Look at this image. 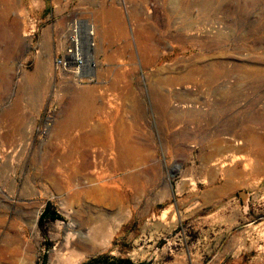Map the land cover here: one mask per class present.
I'll return each instance as SVG.
<instances>
[{"label": "rangeland", "instance_id": "1", "mask_svg": "<svg viewBox=\"0 0 264 264\" xmlns=\"http://www.w3.org/2000/svg\"><path fill=\"white\" fill-rule=\"evenodd\" d=\"M73 19L98 30L94 80L73 85L96 89L99 122L131 120L111 137L137 153L77 198L48 179L84 169L55 131ZM0 190V264L67 259L68 235L99 217L109 237L64 264H264V0H0Z\"/></svg>", "mask_w": 264, "mask_h": 264}, {"label": "bare ground", "instance_id": "2", "mask_svg": "<svg viewBox=\"0 0 264 264\" xmlns=\"http://www.w3.org/2000/svg\"><path fill=\"white\" fill-rule=\"evenodd\" d=\"M155 11H156V9H155ZM81 24H82L84 30L85 29L87 30L88 29V26L90 25L89 23H86L84 21ZM93 26H94V29H95L96 34H97V32H98L97 25L93 24ZM99 33H100V31H99ZM94 52L96 53L97 50L95 51L94 49H90V51H88L86 53V60H87V64L88 65L95 58L94 57ZM92 74H93V71H92ZM190 89H192V86L191 87L188 86L186 88V90H190ZM92 138H94V137H92ZM94 139H96V138H94ZM235 139H237V138H235ZM249 141L250 140H248V142ZM255 141H257V140H255ZM113 143H114L113 140H111V143L110 142L109 143H106L101 148H98V149H102V150L101 151L99 150L100 152L99 153H96L95 155H93L90 152L91 150H88L86 152V150H85L84 147H83L84 148L83 150H77L74 147H72L73 149L71 148L72 150H70V153L69 154L67 153L68 155L64 156L65 157V160L67 159L68 161L71 162L72 159L73 160L76 159V158H74L75 155H79L77 157L80 158V154H81V157H82V160H83V163H84V165H83L84 167L83 168L85 169V170L82 169V171H84V173L82 171H79L78 170V168L80 167V166L79 167L77 166L78 165L77 164L78 162L77 163L75 162L76 165L73 164L74 162H72V164H70L71 167L69 165H67L70 168L68 170L64 171V172H66V175H64V174H61V176H58L56 174H54L52 176L49 175V178H48L49 181L52 183V185L54 186V188H57V189H60V190L63 189L65 191L67 190V191H69V193H70V191H72L73 192V196L76 197V198L78 196H80L81 194H86V195L87 194H90V196H96L95 194H97L98 191H102V192L104 191L105 192V190H107L106 189L107 187L109 188L110 186L116 185L115 184L116 181L115 182L114 181H112V182L109 181V182H106V183H103V184H99L103 179H106L104 173L106 171H111L112 172V171H114L116 169H119V170L120 169L121 170L125 169L126 166H128V164H129L128 160L130 158V155L131 156H134V155L137 154L136 152H134V150L132 152H130L129 149L126 148L125 146L115 147L113 145ZM242 143L243 142H240V141H237V142H234V143L228 142L227 143V146H228L227 148H231L232 147V148H234L235 150H238V151H246V150L250 149L249 144L247 145V144H244L243 143L244 144L243 145ZM256 143H258V142H256ZM258 144H260V143H258ZM54 148H55V146H54ZM80 149H81V147H80ZM247 153L249 155L250 151L247 152ZM252 153H253V151H252ZM254 155H255V159H256V156L257 155L256 154H254ZM64 157H63V159H64ZM245 157L246 158H244L243 156L242 157L231 156V157H229L227 159V161L222 162V165L223 166H227V165H232L233 163H236V162L241 161V160H245L246 161L247 156H245ZM133 158H135V156ZM250 159L252 160V158H250ZM63 161L60 164H63ZM68 161H66V163ZM247 161L249 163V159H247ZM105 162H107V164ZM66 163H64V164H66ZM250 163H253V162H250ZM67 164H69V163H67ZM103 164H105L104 168H102ZM250 166H251V164H250ZM99 168L102 171L98 175H96V172H98V169ZM92 169H94L95 171L92 172L91 171ZM46 176H48V175H46ZM95 187H99V188H95ZM109 192H111V191H109ZM71 195H72V193H71ZM106 195H107V191H106ZM71 198L72 197H70V195H69V199H71ZM93 214L95 216L96 213H93ZM100 214H102V216H107V214H103V213H100ZM104 218H106V217H99L98 220H96V219L95 220H93V219L88 220L89 227L87 226L88 227L87 228V231L85 233H80L78 236L76 235L78 238L75 235L74 236L72 235L73 238H70L71 235H68L69 237L66 239L65 248L68 249V252H70L72 254V256H71L72 259L75 258V256H76V250H77L76 248H80L83 251H89V250H92L93 247H95V243H97V242L99 243L101 241H105L109 237L110 231H111L110 229L111 228L109 227L110 225H108L107 222H106L107 219H104ZM86 224H87V221H86ZM15 241H16V239H15ZM17 250L20 251V248H18ZM68 257H69V255H68ZM71 257H69L70 260H68L67 263L72 261L71 260ZM69 258H67V259H69ZM64 259H66V258L63 257V255L60 253V251H56L55 253H53V255L50 258V264H64L66 262ZM73 262H74V260H73Z\"/></svg>", "mask_w": 264, "mask_h": 264}, {"label": "crops", "instance_id": "3", "mask_svg": "<svg viewBox=\"0 0 264 264\" xmlns=\"http://www.w3.org/2000/svg\"><path fill=\"white\" fill-rule=\"evenodd\" d=\"M66 1L68 2V0ZM49 16L46 19H49ZM41 37L40 41L46 43L48 34L42 33ZM64 44L66 45V40ZM74 82L78 85L86 84H80L75 79H70L66 83L65 102L61 104L62 111L55 123L56 133L65 138V145L61 148L68 150H72V147L77 150H83L84 148L85 150L97 149L106 143H111V140H113L111 134L115 126L127 129L132 126L133 123L128 117L127 121L115 123L113 114L106 116V122H99L100 109L98 95L95 93L96 89L89 87L81 90L73 85ZM87 82L91 81L87 80ZM73 91L75 92L72 93Z\"/></svg>", "mask_w": 264, "mask_h": 264}, {"label": "built area", "instance_id": "4", "mask_svg": "<svg viewBox=\"0 0 264 264\" xmlns=\"http://www.w3.org/2000/svg\"><path fill=\"white\" fill-rule=\"evenodd\" d=\"M82 20L73 19L67 25L66 45L54 60V66L59 72L73 77L78 83L93 81L96 68L94 60L88 65L86 53L96 49V31L93 24L84 30Z\"/></svg>", "mask_w": 264, "mask_h": 264}, {"label": "trees", "instance_id": "5", "mask_svg": "<svg viewBox=\"0 0 264 264\" xmlns=\"http://www.w3.org/2000/svg\"><path fill=\"white\" fill-rule=\"evenodd\" d=\"M41 218L43 220L47 218V213L44 212ZM86 264H132V263L130 260H126V259L102 257L99 259L91 260Z\"/></svg>", "mask_w": 264, "mask_h": 264}]
</instances>
